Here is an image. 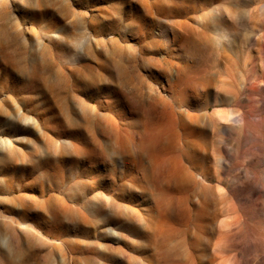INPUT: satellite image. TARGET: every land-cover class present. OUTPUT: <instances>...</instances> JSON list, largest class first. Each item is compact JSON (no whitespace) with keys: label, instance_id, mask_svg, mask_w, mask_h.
<instances>
[{"label":"rangeland","instance_id":"1","mask_svg":"<svg viewBox=\"0 0 264 264\" xmlns=\"http://www.w3.org/2000/svg\"><path fill=\"white\" fill-rule=\"evenodd\" d=\"M0 264H264V0H0Z\"/></svg>","mask_w":264,"mask_h":264}]
</instances>
